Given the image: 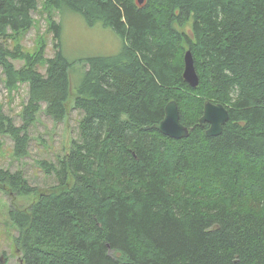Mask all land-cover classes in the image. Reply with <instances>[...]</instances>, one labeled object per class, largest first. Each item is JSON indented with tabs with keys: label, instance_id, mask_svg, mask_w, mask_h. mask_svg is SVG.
<instances>
[{
	"label": "trees",
	"instance_id": "trees-1",
	"mask_svg": "<svg viewBox=\"0 0 264 264\" xmlns=\"http://www.w3.org/2000/svg\"><path fill=\"white\" fill-rule=\"evenodd\" d=\"M42 2L51 56L43 43L31 53L20 41L39 0H0V82L8 92L28 85L21 124L0 109V134L20 157L38 113L53 122L80 114L57 163L38 162L53 185L40 190L0 166L18 261L264 264V0ZM64 9L111 28L120 51L68 60L53 14ZM186 49L194 87L182 76ZM73 70L80 77L70 95ZM170 100L189 129L179 139L145 129L163 119ZM207 101L229 111L216 136L199 124ZM31 192L32 202L16 203Z\"/></svg>",
	"mask_w": 264,
	"mask_h": 264
},
{
	"label": "rangeland",
	"instance_id": "rangeland-1",
	"mask_svg": "<svg viewBox=\"0 0 264 264\" xmlns=\"http://www.w3.org/2000/svg\"><path fill=\"white\" fill-rule=\"evenodd\" d=\"M43 0H39L38 9L32 12L34 24L21 38L23 50L34 52L43 43L46 56L53 54L52 33L48 30L45 9L42 8ZM54 18L61 24V44L63 55L70 61L88 58L97 55H112L120 51L121 38L109 27L101 22L89 23L78 11L64 9L61 12L53 11ZM13 45V42H12ZM22 61H15L18 67ZM80 63V62H79ZM75 64L80 74L82 65ZM71 73V71H70ZM69 73V77H70ZM0 75L1 69H0ZM78 71L71 73V92L74 93L80 76ZM28 85L19 84L17 89L8 92L0 82V109L5 115L12 118L14 124H21L20 112L28 97ZM75 95L72 98L74 99ZM80 112L72 109L69 115L61 122H53L46 114H37L35 122L28 130L27 153L23 156H14V142L6 134H0V166L11 170H20L27 181L40 190L54 184V175L45 174L38 162L42 159L57 163L63 153L69 149L72 139L77 137V120ZM37 195L31 192L28 195L16 197V203L27 205ZM9 198L0 190V264H20L13 245V236L16 230L9 217Z\"/></svg>",
	"mask_w": 264,
	"mask_h": 264
},
{
	"label": "water",
	"instance_id": "water-1",
	"mask_svg": "<svg viewBox=\"0 0 264 264\" xmlns=\"http://www.w3.org/2000/svg\"><path fill=\"white\" fill-rule=\"evenodd\" d=\"M143 0H138L139 4H142ZM184 68L182 76L184 80L192 87L197 86L199 77L194 67V60L190 49H186L183 56ZM229 119V111L224 104L220 102L207 101L203 107L202 116L199 119V124L203 126L207 124L205 134L207 136L219 135L222 131L224 124ZM157 129L161 134L179 139L189 134L188 127L184 126L180 122L179 109L174 100H170L165 105V115L159 123H155L152 126H146L145 129ZM1 260V258H0ZM20 264H24L23 260L19 261Z\"/></svg>",
	"mask_w": 264,
	"mask_h": 264
}]
</instances>
